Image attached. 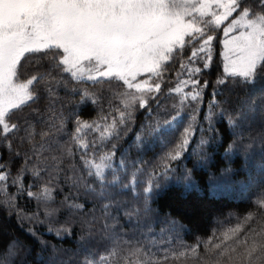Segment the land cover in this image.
I'll list each match as a JSON object with an SVG mask.
<instances>
[{"label":"snow or ice","instance_id":"6c2138e0","mask_svg":"<svg viewBox=\"0 0 264 264\" xmlns=\"http://www.w3.org/2000/svg\"><path fill=\"white\" fill-rule=\"evenodd\" d=\"M97 7L103 5L94 0H59L46 5L44 11L20 27L26 38H32L37 30L62 38L64 20L80 15L85 24L95 23L82 13ZM163 8L169 17L182 25L181 30L143 55L103 49L82 58L71 44L47 43L30 48L21 57V60L29 56L35 59L31 78L23 86L19 101L7 108L0 120V193L3 194L0 204L6 205L21 225L25 219L39 221L43 215L50 221L48 230L57 236L71 235L73 226L78 225L82 240L97 232L112 230L116 223L111 214L112 207L118 201L104 199L99 203V210L96 207L86 209L80 202L79 193L83 190L92 199L105 194L102 184L94 182L93 178L105 180V169L111 164L114 149L131 129L134 112L148 107L150 101L159 103L165 96L168 101L162 108L176 115L190 109V120L179 142L153 163L150 171L149 168L145 170L144 191H150L162 178L176 174V164L197 131L195 126L199 125L198 114L205 106L206 89L210 88L211 93L206 122L199 126L200 137L193 150L197 157L194 167L203 160L208 140L219 134L215 127L217 116L227 120L233 133L231 142L224 149L225 154L233 149L247 154L257 142L264 146V110L260 125L245 130L229 110L227 99H217L222 95L219 92L222 85H242L264 68V0H164ZM116 12L119 13V8ZM115 26V22L108 24V17L103 23L96 24L101 32ZM177 64L180 72L173 84L172 69ZM212 73L215 79L211 78ZM33 88L42 89L41 95H34ZM68 97L72 99L66 110L63 101ZM82 102H90L97 108L95 119L80 116L77 105ZM25 110H30L27 116H15ZM21 120L25 124L38 121L42 129H47L40 133L45 139L24 152L15 144L17 140L23 141L21 133H28L27 128L21 127ZM70 121L72 130L68 128ZM160 122L157 114L138 135L149 134ZM33 134L35 129L29 135ZM106 140L111 142L107 149L104 147ZM140 169L145 166L140 165ZM69 170L72 177L67 175ZM62 174L77 194H66L58 200L54 191ZM26 176L33 178L31 183L25 182ZM184 176L187 185L194 186L192 170L186 166ZM22 198L37 201V210L30 216L19 204ZM41 206L43 213L39 211ZM256 206L258 213H264V189L257 194ZM61 211L67 212L65 220L59 227L52 226L53 219ZM135 211H125V215H134ZM28 231L35 234L31 228ZM237 231L233 229L232 234ZM228 238L225 234V239ZM244 243L239 264H264V232L254 234L251 243ZM130 244L117 239L114 246L105 250L96 261L88 255H70L68 259H77V264H151L150 260L134 259L141 256L142 250L126 247ZM21 248L27 252L24 245L0 246V264H14ZM229 259L231 264H236L231 257Z\"/></svg>","mask_w":264,"mask_h":264},{"label":"trees","instance_id":"16d2710c","mask_svg":"<svg viewBox=\"0 0 264 264\" xmlns=\"http://www.w3.org/2000/svg\"><path fill=\"white\" fill-rule=\"evenodd\" d=\"M34 63L35 59L31 56L20 60L15 71L16 82L29 81ZM178 72L179 64L172 69L173 84ZM180 78L186 79L184 76ZM211 78L215 79L214 73ZM32 91L39 96L42 89L33 88ZM219 92L222 95H218L217 99H227L229 110L237 116V122L245 130L260 125L264 110V68L257 71L254 79L242 85L224 84ZM210 93V88L205 90V106L198 114L197 131L188 150L176 164V174L162 178L150 191H144L145 170L149 168L150 171V166L179 142L190 120V109L176 115L162 108L168 101L165 96L159 103L150 101L148 107L134 112L131 129L114 149L111 164L105 169V180L93 178L94 182L102 184L105 194L99 199H92L83 190L79 193L80 202L85 204L86 209L96 207L99 210V203L104 199L118 201L111 212L116 223L108 233L97 232L82 240L81 230L76 225L71 235L57 236L48 230L50 221L43 215L39 221L25 219L21 225L15 214H10L7 206L0 204V246L11 247L14 243L16 247L24 245L27 249L25 253L21 248L14 264H77V259H68L70 255H88L96 261L101 254H105V250L114 246L117 239L131 242L126 247L142 250L141 256L134 259L150 260L151 264H231L230 257L239 264L245 249L244 242L251 243L254 234L264 232V213H258L256 206L257 194L264 189V146L257 142L247 154L239 149L225 154L224 149L231 142L233 133L227 120L217 116L215 127L219 129V134L208 140L204 146L203 160L194 167L197 157L193 150L200 137L199 126L206 122ZM71 99L68 97L63 101L66 110L70 107ZM77 110L84 119H95L98 112L90 102L78 104ZM29 111L16 113L15 116H27ZM157 114L161 118L158 126L147 135H138ZM21 127L28 129V133H21L23 141H15L21 152L45 139L40 133L47 129H42L38 121L25 124L21 120ZM72 127L70 121L69 130ZM33 129L35 134L29 135ZM110 146L111 142L106 140L104 147L107 149ZM140 165H144L145 169H140ZM185 166L192 170V187L187 185ZM213 173L216 175L213 176ZM67 175L72 177V171L69 170ZM113 176L116 179H111ZM32 179L26 176L25 182L31 183ZM66 194L75 196L77 193L62 174L54 195L59 200ZM2 199L3 194L0 193ZM19 204L29 216L37 210L36 200L22 198ZM137 209L139 211H135ZM39 211L43 213V206ZM125 211H135V214L128 216ZM66 216L67 212L61 211L53 219L52 226L59 227ZM29 228L35 230V234L29 232ZM233 229H238L235 235L232 234ZM225 234L228 239H225ZM57 249L63 251L58 252Z\"/></svg>","mask_w":264,"mask_h":264},{"label":"rangeland","instance_id":"374dc122","mask_svg":"<svg viewBox=\"0 0 264 264\" xmlns=\"http://www.w3.org/2000/svg\"><path fill=\"white\" fill-rule=\"evenodd\" d=\"M56 2L59 0H0V120L5 110L19 101L22 88L28 83L16 82L15 71L30 48L60 43L71 44L82 58L103 49L143 55L173 38L182 27L166 14L164 0H94L103 7L89 9L82 15L95 23L85 24L77 15L61 24L62 38L40 30L26 38L20 26ZM105 17L108 24L115 22L116 26L101 32L96 24L103 23Z\"/></svg>","mask_w":264,"mask_h":264}]
</instances>
